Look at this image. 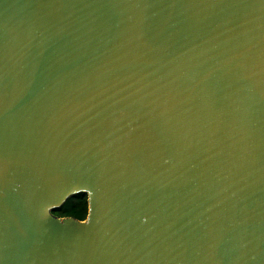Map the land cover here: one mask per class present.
I'll return each instance as SVG.
<instances>
[{
  "label": "water",
  "instance_id": "water-1",
  "mask_svg": "<svg viewBox=\"0 0 264 264\" xmlns=\"http://www.w3.org/2000/svg\"><path fill=\"white\" fill-rule=\"evenodd\" d=\"M0 264H264V0H0Z\"/></svg>",
  "mask_w": 264,
  "mask_h": 264
},
{
  "label": "trees",
  "instance_id": "trees-1",
  "mask_svg": "<svg viewBox=\"0 0 264 264\" xmlns=\"http://www.w3.org/2000/svg\"><path fill=\"white\" fill-rule=\"evenodd\" d=\"M70 198L76 199L78 202V206L75 209H70L67 206V202ZM52 213L60 217L72 216L79 220H83L87 214L86 194L79 193L73 197H69L61 207L53 209Z\"/></svg>",
  "mask_w": 264,
  "mask_h": 264
},
{
  "label": "rangeland",
  "instance_id": "rangeland-1",
  "mask_svg": "<svg viewBox=\"0 0 264 264\" xmlns=\"http://www.w3.org/2000/svg\"><path fill=\"white\" fill-rule=\"evenodd\" d=\"M71 197H73V196H71ZM67 206L70 209H75L78 206V202L76 199L70 198L67 202ZM86 206H87V203H86Z\"/></svg>",
  "mask_w": 264,
  "mask_h": 264
}]
</instances>
